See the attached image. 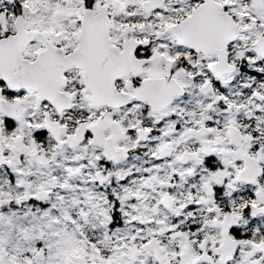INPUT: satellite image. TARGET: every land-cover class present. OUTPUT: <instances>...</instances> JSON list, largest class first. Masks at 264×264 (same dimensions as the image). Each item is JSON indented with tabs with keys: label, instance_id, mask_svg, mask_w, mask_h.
Segmentation results:
<instances>
[{
	"label": "snow or ice",
	"instance_id": "6c2138e0",
	"mask_svg": "<svg viewBox=\"0 0 264 264\" xmlns=\"http://www.w3.org/2000/svg\"><path fill=\"white\" fill-rule=\"evenodd\" d=\"M0 264H264V0H0Z\"/></svg>",
	"mask_w": 264,
	"mask_h": 264
}]
</instances>
